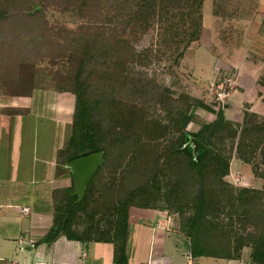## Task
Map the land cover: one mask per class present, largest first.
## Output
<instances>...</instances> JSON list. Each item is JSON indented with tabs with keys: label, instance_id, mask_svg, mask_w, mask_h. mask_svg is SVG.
<instances>
[{
	"label": "trees",
	"instance_id": "obj_1",
	"mask_svg": "<svg viewBox=\"0 0 264 264\" xmlns=\"http://www.w3.org/2000/svg\"><path fill=\"white\" fill-rule=\"evenodd\" d=\"M214 1L212 15L224 16L227 1ZM202 4L203 0H0V64L7 67L6 80L0 76L4 98L31 96L20 84L22 16L50 10L89 29L88 68L84 80L75 85L71 138L81 147L74 159L100 153L102 163L88 177L80 199L74 182L52 192V223L42 242L52 244L64 236L111 244L113 264H129L128 211L116 194L155 182L154 208L178 216L190 259L264 264V118L246 108L242 122L234 123L224 116L226 106L215 110L183 92L173 96L135 71L136 66L144 70L161 62L176 70L200 38ZM154 32L155 45L137 50V43ZM3 55L11 57L5 62ZM258 84L264 88V80ZM194 108L214 119L188 132ZM232 156L251 167L262 181L260 190L233 189L225 181Z\"/></svg>",
	"mask_w": 264,
	"mask_h": 264
},
{
	"label": "crops",
	"instance_id": "obj_2",
	"mask_svg": "<svg viewBox=\"0 0 264 264\" xmlns=\"http://www.w3.org/2000/svg\"><path fill=\"white\" fill-rule=\"evenodd\" d=\"M36 52L31 51L33 60ZM41 58L33 64L46 73H30L35 77L27 83L31 96H0V264H113L111 244L64 236L52 244L42 242L52 223V192L75 183L67 165L81 147L71 138L74 91L55 83L59 75H67L53 74L57 59ZM156 193L152 183L129 190L119 201L128 209L129 264L173 263L164 254L165 241L172 239L177 247L175 236H182L174 215L153 208Z\"/></svg>",
	"mask_w": 264,
	"mask_h": 264
},
{
	"label": "rangeland",
	"instance_id": "obj_3",
	"mask_svg": "<svg viewBox=\"0 0 264 264\" xmlns=\"http://www.w3.org/2000/svg\"><path fill=\"white\" fill-rule=\"evenodd\" d=\"M226 1L223 12L225 15L214 17L212 11L215 1L203 0L200 38L190 45L176 70L161 62L154 63L144 70L136 66L135 71L145 73L150 82L168 88L173 96L183 92L211 104L215 110L218 105L226 106L224 116L234 123L242 122L246 108L264 118V88L258 84V80H264V24L261 27L264 20V0ZM88 30L86 24L71 22L50 10L22 16V64L19 68L22 87L26 90L31 89L27 83H32L35 78L30 76L32 71L34 74L45 75L46 72L40 65L33 64V61L41 56V61H46L47 58L51 61L58 60L56 65L59 66L52 73L61 72L67 76L59 75L55 83L61 82L66 89L74 91L75 85L83 81L87 73L88 58L85 51ZM155 32L144 36L137 43L136 49L148 48L151 43L155 45ZM32 50H37L34 60L31 56ZM10 57L11 55H3L2 59L7 62ZM26 61L29 66L25 65ZM6 68V65L0 64L1 78ZM12 80L13 77L3 84L7 85ZM217 94H220V100ZM191 115L192 121L186 126L188 132L196 131L201 125L214 119L212 114L197 108L192 109ZM225 181L233 189L260 190L262 187V181L254 177L251 167L244 165L236 156H232L229 162ZM152 183L156 184L155 182L148 184ZM141 186L129 188L122 195L116 194V199L120 201L129 190H136ZM156 199L157 193L153 208ZM174 216L176 231L179 234V219L176 214ZM175 238L179 242L178 248L173 245L172 239L170 242L166 240L164 247L165 256L173 257L172 264H227V260L210 258L190 260L187 257L188 240L178 236Z\"/></svg>",
	"mask_w": 264,
	"mask_h": 264
},
{
	"label": "water",
	"instance_id": "obj_4",
	"mask_svg": "<svg viewBox=\"0 0 264 264\" xmlns=\"http://www.w3.org/2000/svg\"><path fill=\"white\" fill-rule=\"evenodd\" d=\"M101 163L102 157L100 153L86 155L68 163L67 168L73 175L76 185L75 193L78 196V199L83 195L84 185L88 177Z\"/></svg>",
	"mask_w": 264,
	"mask_h": 264
},
{
	"label": "built area",
	"instance_id": "obj_5",
	"mask_svg": "<svg viewBox=\"0 0 264 264\" xmlns=\"http://www.w3.org/2000/svg\"><path fill=\"white\" fill-rule=\"evenodd\" d=\"M221 92L223 93V92H224V89H222ZM219 97H220V94H217V98H218V100H220ZM27 211H28L27 208L22 209V212H23V213H27ZM239 264H242V263H239Z\"/></svg>",
	"mask_w": 264,
	"mask_h": 264
}]
</instances>
